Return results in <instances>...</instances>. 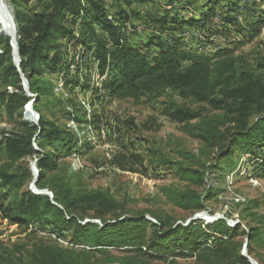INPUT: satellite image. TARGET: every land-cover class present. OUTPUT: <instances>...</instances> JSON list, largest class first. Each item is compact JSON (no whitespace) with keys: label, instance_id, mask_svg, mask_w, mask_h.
Segmentation results:
<instances>
[{"label":"trees","instance_id":"1","mask_svg":"<svg viewBox=\"0 0 264 264\" xmlns=\"http://www.w3.org/2000/svg\"><path fill=\"white\" fill-rule=\"evenodd\" d=\"M32 1L10 0L16 25L20 28V67L33 96L25 91L21 74L14 65L11 37L0 35V80L7 88L15 89L0 92V107L5 108L9 117L22 119L24 106L34 99V108L41 113L38 101L51 91L49 76L67 71L75 61L72 58L67 63L64 58L68 54L64 47L71 45L80 49V58L103 78L101 86L94 87L95 92L104 90L108 96L139 101L172 90L184 100L207 103L238 116L243 123L238 132L239 139L238 133L229 138L221 134L219 127L206 125L197 133L202 140L213 144L225 141L228 148L237 144L242 149L264 140V55L256 60L253 70H248L242 63L249 66V62L241 55H234L233 50L219 48L214 52H200L191 43L184 44L183 35L177 34L187 28L211 27L218 18L222 26L216 30L209 28L210 35L227 36L234 32L239 36V44L252 42L264 24V8L259 9L256 3L250 4L251 0H207L198 16L182 19L178 13L167 11L156 17V14L147 15L146 22L160 31L159 34H171L165 40L161 37L154 39L155 44L145 47L129 43L126 28L131 16L124 5L154 0H49L40 7L29 6ZM174 1L170 0L168 4L171 8L177 0ZM221 6L229 9L222 12L219 10ZM65 77L67 85L70 84L71 80ZM87 78H90L89 74ZM74 86L92 89L78 79ZM166 114L177 122L200 117L198 111L176 102L167 107ZM77 121L81 123V119ZM20 123L22 132L6 136L5 149L16 160L39 154L36 185L41 189L48 187L54 197L51 199L49 195L23 189L34 179L29 168L19 167L17 172L0 170L2 186L6 188L0 197L2 220L18 226L51 223L59 232H71V240L83 246L80 251L85 253L106 252L108 248L127 253L122 264H149L155 260L179 264L177 258L192 257L199 264L206 260L208 264H219L220 259L228 258H235V264H251L242 251L246 245L248 254L252 255L250 244L254 236L251 235L255 234L242 230L250 241L247 244L238 241L240 224L230 226L224 218L211 223L197 219L190 223L186 220L177 222L155 213L151 214L156 220L153 221L145 213L127 212L104 190L78 191L69 179L59 176L45 184L46 171H55L62 155L71 156L80 151L75 146L78 140L71 131L45 119L42 114L36 125L26 121ZM55 142L62 146L51 152L49 149L55 147ZM84 145L88 149L94 148L92 138ZM128 158L133 163H143L139 154L115 156L109 163L125 170L123 164L129 162ZM214 167L216 164L207 168ZM178 172L193 177L199 185L205 183V173L199 174L197 170L181 165ZM217 191L214 187H208L205 193L191 188H169L165 195L183 210L196 213L206 208V201L215 197ZM87 219L90 221L85 222ZM249 229L253 228L249 226ZM28 257V264H80L79 255L74 251L45 243L34 244Z\"/></svg>","mask_w":264,"mask_h":264},{"label":"rangeland","instance_id":"2","mask_svg":"<svg viewBox=\"0 0 264 264\" xmlns=\"http://www.w3.org/2000/svg\"><path fill=\"white\" fill-rule=\"evenodd\" d=\"M46 1L49 0H33L29 6L40 7ZM5 2L9 14L11 13V27L16 29L17 35L20 28L16 25L14 7L10 0ZM206 2L207 0H177L171 4L173 8L168 5L170 0L136 1L130 6L124 5L131 16L126 28L129 43L145 47L155 44L154 39L159 37L163 40L169 38L171 33L159 34L160 31H156L146 22L145 16L156 14V17L166 11L170 14L178 13L180 19L198 16ZM251 3H256L259 9L264 8V0H251ZM24 9H27V6ZM228 9V6H223L219 10L223 12ZM239 18L242 20L241 15ZM220 26L222 22L216 18L211 27L198 28L196 31L191 30L194 28H187L185 32L179 31L177 34L189 36L190 40L182 42L191 43L200 52H214L219 48L233 50L234 55L243 56L250 64L248 66L244 62L242 66L253 70L256 60L264 55V24L260 34L252 42L246 41L245 44L238 43L239 36L234 32L228 33L227 36L210 35L209 28L216 30ZM2 34L7 35H0ZM208 35L210 41L207 40ZM1 47L2 45L0 52ZM151 48L153 47L150 46ZM79 50L71 45L64 47V51L68 53L64 56L67 63H70L72 58H75V61L67 71L49 76L48 79L52 81L51 91L38 101L41 113L34 105H30V102L23 108L22 119L9 117L5 108L0 107V170L17 172L19 167H26L31 172L32 169L39 171V154L16 160L6 151L5 138L22 132L21 121L31 125L38 124L42 114L45 119H50L58 126L71 131L78 140L75 146L80 150L71 156L62 155L57 161V169L46 171L45 184L54 176H59L69 179L78 191L104 190L118 200L127 212L145 213L153 221H156L151 215L153 213L177 222L190 221L202 212L211 217L221 216L230 226L241 225L238 241L246 244L250 241L242 230L255 234L251 235L254 236L250 244L251 256L259 264H264V140L243 149L237 144L228 148L225 141L213 144L211 141L202 140L197 133L206 125L219 127L221 134L230 138L231 134L237 136L243 123L238 116L229 115L207 103L184 100L172 90H165L159 96L143 97L139 101L108 96L104 90L95 92L94 89L101 86L103 78L93 66L80 58ZM78 65H81L80 69L77 68ZM87 74L90 78L86 80ZM65 76L71 80L68 85ZM77 79L81 84L90 85L92 89L74 86ZM6 89L15 91L12 87L4 86L0 80V92ZM172 102L198 111L200 117L186 122L171 120L166 114V109ZM35 113H38L39 117H36ZM77 118L81 119V123ZM240 137L238 133L237 138ZM90 138L94 144L92 149L84 145ZM54 144L55 147L49 149L51 152L62 146L59 142ZM34 146L38 149L36 143ZM224 150L225 153H222ZM131 154L141 155L143 163H133L132 159L128 158L129 162L123 164L125 170L109 163L115 156L128 157ZM210 164H216V167L209 170L207 167ZM180 165L195 169L199 174L205 173V183L199 185L193 177H186L178 172ZM32 181L23 189H30ZM36 187L51 192L48 187ZM208 187L216 188L217 195L206 201L204 210L196 213L183 210L165 195L169 188H191L205 193ZM5 191L0 178V197ZM256 205L258 207L254 208ZM196 219L209 223L205 219ZM54 226L47 222L18 226L2 220L0 214V264H28V252L36 243L74 251L79 255L80 264H122L126 261L128 254L115 249L108 248L106 252L99 253L80 251L84 247L74 244L71 232H59ZM249 226L253 229H249ZM177 261L179 264H199L195 257L177 258ZM235 262V258L219 260V264ZM148 263L167 264L156 260ZM208 263L206 260L200 264Z\"/></svg>","mask_w":264,"mask_h":264},{"label":"water","instance_id":"3","mask_svg":"<svg viewBox=\"0 0 264 264\" xmlns=\"http://www.w3.org/2000/svg\"><path fill=\"white\" fill-rule=\"evenodd\" d=\"M0 23H1V20H0ZM5 34L9 35L7 32H4ZM10 36V35H9ZM20 37V36H18ZM11 45L13 47V56H14V59H13V62H14V65L17 67L19 73L21 74V78L23 80V86H24V89L25 91L27 92V94L29 96H33V94L30 92V88H29V82H28V79L25 77V75L22 73V70H21V67H20V63H21V57H20V53H19V44H18V38L17 40L15 41V43L13 42V40H11ZM35 100V99H34ZM34 100H32L30 102V105H33V102ZM35 116L36 117H39L38 116V113H35ZM32 174L34 175V179L32 181V184H31V187L30 189L37 193V194H41V195H49L51 197V199H53V194L51 192H48V190H39L37 189L36 187V183L37 181L39 180V171H36V169H32ZM196 218H201V219H205L207 220V222L211 223V222H214L218 219H222L223 217L221 216H209L206 212H202V213H199L197 214L195 217ZM192 219H190V221H188V223L191 222ZM90 220L87 219L85 222H89ZM242 255L247 257L248 260L250 261L251 264H259L255 259H253L249 254H248V251H247V247L245 245V248L243 249L242 251Z\"/></svg>","mask_w":264,"mask_h":264},{"label":"bare ground","instance_id":"4","mask_svg":"<svg viewBox=\"0 0 264 264\" xmlns=\"http://www.w3.org/2000/svg\"><path fill=\"white\" fill-rule=\"evenodd\" d=\"M5 0H0V34L7 32L11 37L13 42L18 38V34L16 35V29H13L11 27V13L9 14V11L7 9V6L5 5ZM7 4V3H6Z\"/></svg>","mask_w":264,"mask_h":264},{"label":"built area","instance_id":"5","mask_svg":"<svg viewBox=\"0 0 264 264\" xmlns=\"http://www.w3.org/2000/svg\"><path fill=\"white\" fill-rule=\"evenodd\" d=\"M191 30H195L196 31V29H191ZM184 37V39L187 41V40H190L189 39V36H183Z\"/></svg>","mask_w":264,"mask_h":264}]
</instances>
